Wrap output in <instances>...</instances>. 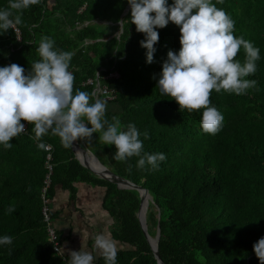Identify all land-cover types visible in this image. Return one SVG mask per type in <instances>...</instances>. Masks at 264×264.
<instances>
[{
  "label": "trees",
  "instance_id": "trees-1",
  "mask_svg": "<svg viewBox=\"0 0 264 264\" xmlns=\"http://www.w3.org/2000/svg\"><path fill=\"white\" fill-rule=\"evenodd\" d=\"M212 2L235 21L234 35L260 49L257 70L246 77L256 86L241 95L212 90L210 101L224 117L215 135L201 130L202 110H180L156 86L167 52L180 48L179 26L169 22L157 29L153 62L146 63L139 43L144 34L131 23V10L119 36L127 0H39L22 10L21 24L0 34V66L16 63L27 74L40 59L41 37H51L57 48L73 53V90L90 93V102L105 99L109 122L117 117L121 129L134 123L144 151L165 153L158 169L139 168L138 157L113 159L115 146L104 145L98 133L90 142L78 139L103 165L147 189L152 198L148 232L157 236L160 213L158 249L165 264H260L253 244L264 236V0ZM8 6V0H0V8ZM244 58L241 48L235 59ZM97 82L111 97L100 94ZM28 127L11 139V148L0 146V235L13 237L10 245L0 246V264H68L62 249L59 255L52 251L43 210L49 208L53 221L56 186L68 189L72 200L74 182L106 188L102 207L113 219L112 236L130 247L117 252L116 264H157L137 216L140 193L89 172L57 136L41 138L51 152L38 149L30 122ZM94 264H105L104 258Z\"/></svg>",
  "mask_w": 264,
  "mask_h": 264
},
{
  "label": "clouds",
  "instance_id": "clouds-1",
  "mask_svg": "<svg viewBox=\"0 0 264 264\" xmlns=\"http://www.w3.org/2000/svg\"><path fill=\"white\" fill-rule=\"evenodd\" d=\"M131 10V23L144 34L139 42L146 49V63L153 62L159 28L169 22L179 26L180 48L169 50L162 63L157 84L163 96L174 98L180 110H202L200 126L205 133L215 135L223 126V113L210 101L212 90L245 94L256 86L255 79H247L257 70L260 49L243 36L234 35L235 21L212 0H127ZM39 0H8L7 8H0V34L22 23V10ZM16 10V14H13ZM243 48V62L235 59ZM40 59L31 64V70L11 63L0 66V146L11 148L13 137L25 131V124L33 125L32 139L38 149H47L41 139L51 134L59 137L65 148H73L74 141H92L93 133L104 145H114L113 159L125 161L138 157L137 167L146 165L158 169L166 159L163 152L144 151L141 133L132 122L121 129L113 116L105 118L107 101L85 91L73 90L74 74L69 70L73 56L55 46L49 36H42L37 48ZM90 125V127L88 126ZM145 139L148 133L144 132ZM15 210L10 205L8 212ZM13 237L0 235V246L10 245ZM93 251L70 250L68 264H94L102 256L105 264H116L117 247L103 232L94 237ZM260 264H264V236L253 244Z\"/></svg>",
  "mask_w": 264,
  "mask_h": 264
},
{
  "label": "crops",
  "instance_id": "crops-1",
  "mask_svg": "<svg viewBox=\"0 0 264 264\" xmlns=\"http://www.w3.org/2000/svg\"><path fill=\"white\" fill-rule=\"evenodd\" d=\"M72 187L75 194L71 200L68 189L58 184L51 203L53 226L62 241V252L68 256L70 250L78 251L83 246L95 255L94 237L100 232L115 243L117 252L130 249L112 236L113 219L102 207L106 188L83 182H74ZM99 257L96 256L95 262Z\"/></svg>",
  "mask_w": 264,
  "mask_h": 264
},
{
  "label": "water",
  "instance_id": "water-1",
  "mask_svg": "<svg viewBox=\"0 0 264 264\" xmlns=\"http://www.w3.org/2000/svg\"><path fill=\"white\" fill-rule=\"evenodd\" d=\"M129 10H130V5L122 16V20L120 22L119 36L123 33V19L127 16ZM71 149L75 159L80 163V165L86 168L89 172H91L95 176L99 177L100 179L111 182L113 184H116L120 189H134V191H138L140 193L141 205L137 212L139 222L152 248L155 259L157 260V264H165L164 261L162 260V257L158 249V243L161 233L160 213L158 215L159 224H158L157 236L152 237L148 232L147 212L150 204L152 203V198L149 192L147 191V189H144L141 186H137L133 182H130L129 180L123 178L122 176L110 170L108 167L103 165L94 154L86 150L78 140L74 141V147ZM144 204H145V209H143Z\"/></svg>",
  "mask_w": 264,
  "mask_h": 264
},
{
  "label": "built area",
  "instance_id": "built-area-1",
  "mask_svg": "<svg viewBox=\"0 0 264 264\" xmlns=\"http://www.w3.org/2000/svg\"><path fill=\"white\" fill-rule=\"evenodd\" d=\"M110 76H119V74L118 73H112ZM91 82L92 81L89 80V83H91ZM96 85H97V89H99V92L103 97H111L110 91L107 88H105V87L103 88V87L99 86V82H97ZM22 123L25 124V131L21 134H26L28 132V128H29L28 127L29 122L26 121V122H22ZM46 151L51 152L52 148L50 146H48ZM47 158H48V161H51L52 160L51 154H48ZM48 168H49L50 172H52V166L48 165ZM50 175H51V173L47 176L46 187L50 186ZM49 213H50L49 208H45L43 210V214L45 216V221L48 223L49 241L53 245L52 251L55 255H59L61 253V244L59 242V234L56 231L55 227L53 226V221L51 220V216Z\"/></svg>",
  "mask_w": 264,
  "mask_h": 264
},
{
  "label": "bare ground",
  "instance_id": "bare-ground-1",
  "mask_svg": "<svg viewBox=\"0 0 264 264\" xmlns=\"http://www.w3.org/2000/svg\"><path fill=\"white\" fill-rule=\"evenodd\" d=\"M147 202V201H146ZM143 209H145V204H144V206H143Z\"/></svg>",
  "mask_w": 264,
  "mask_h": 264
}]
</instances>
